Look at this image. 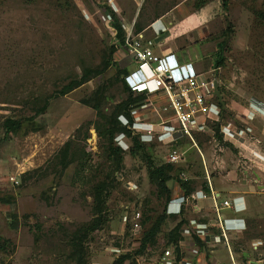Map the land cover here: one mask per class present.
<instances>
[{
    "label": "rangeland",
    "instance_id": "rangeland-1",
    "mask_svg": "<svg viewBox=\"0 0 264 264\" xmlns=\"http://www.w3.org/2000/svg\"><path fill=\"white\" fill-rule=\"evenodd\" d=\"M182 1L142 0L139 22ZM205 2L217 5L218 11L195 31L199 36L191 35L195 44L188 41L191 47L185 54L198 57L200 71L219 84L227 106L220 129L227 133L234 129L241 138L233 144L230 133L224 136L220 132V142L211 125L210 131L196 133L193 141L184 138L165 143L143 130L154 121L147 119L137 103L129 107L135 115L131 134H116L115 146L122 151L117 161L105 153L104 140L94 127L97 111L89 103L102 87L107 90L102 106L107 115L128 99L122 82L113 78L118 71L130 69V57L125 41L120 42L111 25L109 9L124 28L125 22L134 24L130 20L135 1L0 0V264H76L70 242L75 231L94 218L92 189L103 180L111 183L108 222L87 241L86 264H113L126 255L129 258L124 264H163L164 251L175 249L169 244L171 231L182 221L185 225L194 222V227L203 217L194 213L195 202L185 196L176 177L167 183L170 198L158 196L146 162L131 155L134 136L156 165L174 164L180 178L192 181L194 192L203 188L208 174L220 175L233 167L254 186H236L246 201L234 200V209L222 211L234 260L221 241L213 263L206 258L191 262L194 249L183 254L188 263L264 264V188H258L264 186V0H227L226 8L222 0H188L185 5L194 11ZM224 41V64L215 68V54ZM113 47L116 51L110 58ZM109 59L111 65L102 75L65 96L58 95L85 68L99 69ZM46 99V112L37 115V107ZM117 119L127 124L122 112ZM72 140L90 154L84 172L76 162L65 171L58 164L56 155ZM174 151L182 159L170 163ZM12 172L18 174L19 185H11ZM259 174L262 183L256 180ZM234 197L223 195L218 202ZM137 214L138 230L134 226ZM162 215L166 220L155 242L136 254L145 232ZM213 219L212 223L217 222L216 213ZM239 228L244 229L240 236L235 232ZM175 262L173 256L169 264Z\"/></svg>",
    "mask_w": 264,
    "mask_h": 264
},
{
    "label": "built area",
    "instance_id": "built-area-1",
    "mask_svg": "<svg viewBox=\"0 0 264 264\" xmlns=\"http://www.w3.org/2000/svg\"><path fill=\"white\" fill-rule=\"evenodd\" d=\"M124 29L130 69L123 80L134 96L141 95L146 98L139 107L148 114L147 119H153L154 122L150 120L152 123L145 124L146 127L143 129L145 132L152 137H159L165 143L184 138L193 141L196 133H206L211 130V125L221 122L226 109L215 95L216 80L212 75L200 72L191 61H180L174 52L164 55L156 53L153 40L143 32H137L134 24L130 26L124 24ZM156 96L163 98L154 101L153 97ZM135 125L136 130L140 131L136 122ZM228 131L232 136L229 138L230 142L235 144L237 139L241 138L240 132L234 129ZM220 132L224 136L228 135L222 128ZM181 159L182 156L174 151L170 155L169 162L175 163ZM17 175L16 172L10 174L9 181L12 186L19 185ZM211 197L214 200L212 208L217 215V222L211 223L207 228L217 227L221 239L227 245L230 259L234 260L229 234L226 233L225 217L222 215V211L233 208L232 203L229 200L218 202L219 196L215 193ZM138 220L140 214L136 216L134 225L136 230L140 227ZM195 228L196 226H186L183 229L180 242L181 254L185 255L192 249L191 246L194 245L197 235ZM173 256L176 258L172 250L166 249L162 263L169 264ZM185 258L186 256L179 261L176 260L174 264H190Z\"/></svg>",
    "mask_w": 264,
    "mask_h": 264
},
{
    "label": "trees",
    "instance_id": "trees-1",
    "mask_svg": "<svg viewBox=\"0 0 264 264\" xmlns=\"http://www.w3.org/2000/svg\"><path fill=\"white\" fill-rule=\"evenodd\" d=\"M222 6L224 8L227 7V0H222ZM109 12L111 13V25L117 32V37L120 40L121 43L124 44L125 41V31L122 27L121 21L117 17L116 13L109 9ZM135 30L137 32L141 31V28L135 24ZM226 44V41L219 44V50L215 54V68H219L223 66L225 56H224V45ZM115 48L113 47L111 49L109 57L111 58L112 55L115 53ZM111 65V59L108 61H104V64L99 69H88L85 68L84 72L81 74L80 77L72 79L68 84H66L59 92V96H65L75 89L85 85L86 83L90 82L94 77L102 75L104 72H106ZM128 74V70H120L117 72L116 76L113 78L115 82H122L123 89L128 93V99L126 101H123L118 106H116L113 113L110 115H107L103 109L102 106L107 101L106 97V89L104 87L99 88L96 90V93L94 95V100L90 101V106L93 107L97 111L98 120L94 123V127L98 132V135L104 140V146H105V153L108 158L110 159H117V156H120L122 153L121 149L115 146V137L116 134L119 132H127L128 134H131L130 126L133 124L135 120V115H132L130 113V106L135 104H140V106L145 101L144 96H134L133 93L128 89V87L125 84V81L122 78V75ZM52 98V97H50ZM49 104V99H46L44 102V105L38 106L36 110V114H43L46 112ZM118 112H122V114L127 119V124L123 125L118 119L117 114ZM225 115V112L223 114V117ZM215 131H216V139L220 142H223V136L220 133V123H216L213 125ZM81 127L78 129L80 130ZM80 132V131H79ZM88 138V135L85 137V140ZM134 142V149L131 151V155L133 157L140 156L145 162L146 167L148 171V177L151 183L156 184L158 189V196L165 197L166 200L170 198V191L167 183L174 179L176 177L178 179V182L181 185V188L185 191V196L189 197L192 196L194 191L191 189L190 184L192 181L190 180H183L180 178V176L177 174V167L174 164H165V165H156L150 158L145 145L139 140L138 137H133ZM227 146L229 144H226ZM57 161L59 166L61 167L62 171H65L71 164L76 162L78 165V168L81 171H85L86 167L88 166V159L90 158V154L87 153L84 149H78L74 143V141H68L65 143V145L61 148L59 153L56 155ZM174 173L176 176H174ZM111 189V183L107 182V180H103L98 182L92 189V197L94 199V207H93V213L94 218L87 224L81 225L73 234V237L71 239L70 245L72 247V259L76 262V264H86V257L88 253L87 249V241L91 237V235L100 230L102 227L105 226V224L108 222L107 219V203L108 198L110 194ZM203 190L205 192L209 191V188H207V185L203 187ZM150 218L147 219L149 221ZM166 220V216L162 215L159 217L155 223L151 226L149 230L145 232V235L142 239L141 247L137 251L136 254H142L149 244L154 243L156 240L157 235L160 233L161 226ZM146 221V222H147ZM145 222V221H144ZM205 222V221H203ZM185 221L180 222L170 233L169 237V244H172V247H174V253L176 256V260L179 261L181 258H183V254H181V248H180V242L182 240V234L181 229ZM197 240V241H196ZM195 242L201 246L202 250H205L204 245L201 243L197 235L195 236ZM207 258L209 257V253L207 254ZM129 258V255L119 257L114 261L113 264H124L127 259ZM210 264V263H209Z\"/></svg>",
    "mask_w": 264,
    "mask_h": 264
},
{
    "label": "crops",
    "instance_id": "crops-1",
    "mask_svg": "<svg viewBox=\"0 0 264 264\" xmlns=\"http://www.w3.org/2000/svg\"><path fill=\"white\" fill-rule=\"evenodd\" d=\"M134 1L136 3V7L130 21H132L134 24L137 23V25L141 28L140 32H143L146 36L153 40L154 51L160 55L174 52L180 59V61H191L200 71L199 67L201 66L202 62L198 57V59H194L189 55L187 56V53L185 54V51L191 47V45L188 44V41H191V44H195V40H193V37L196 34L197 36H199V33L195 31L207 25L208 20L211 18L214 11H218V6H213L211 2H205L194 11H188L187 6L185 5L188 0H183L179 3L176 2L174 6L166 9L164 12L155 13V15H153L151 19H148V17L146 16L144 23H140L139 21L142 20V10L139 12V14L138 11L140 9L142 0ZM147 19L148 21H146ZM125 26L130 25L125 22ZM159 37H161L160 41H155V38ZM203 38L201 39L204 40ZM197 41H200V39ZM199 152L201 153L200 150ZM202 157H204L203 153ZM243 173L247 177L248 171L245 170ZM207 176L208 177L206 179L208 181H205L203 183V187L207 185L209 191L205 192L203 188L198 187L192 196L187 197L190 201L193 200V202H195L194 213L203 217V219L197 221L195 230L197 231V237L205 248V250H202L201 246L196 242L194 243V245L192 244L191 248L196 251V254L192 255L193 257L191 258V262H194L199 258L200 260L201 258H206L213 263V261L211 260L213 253L216 252L217 247H219L221 241H223L222 239H220V232L217 227H212L213 229L207 228V226H211V221L214 220L213 217L215 215V211L212 208L214 206V200L211 197L212 194L215 193L217 196H219V198H222L223 195L235 196L233 200H229L228 198H225L224 200H229L231 203L234 202V200L241 202L242 200L246 201V197L240 195V191L236 189V186L241 187V185H248L249 188L254 187L253 185H251V180H249V178L241 177L240 170L235 167L230 168L229 170L226 169L220 175L214 174V176H211L208 174ZM256 180L258 181V183H262V176L260 177V174L256 175ZM258 188H264V186H258ZM224 217L226 218V216ZM213 223L216 224L215 221ZM193 224L194 222L187 225L193 226ZM187 225H185V227ZM185 227H183L182 229H184ZM236 231L244 232V229L239 228L238 230H235V232ZM240 234L241 233H239L238 235L240 236ZM208 253L210 258H207ZM201 255H205L204 258L201 257ZM187 259L188 257L186 256L185 260L187 261Z\"/></svg>",
    "mask_w": 264,
    "mask_h": 264
},
{
    "label": "water",
    "instance_id": "water-1",
    "mask_svg": "<svg viewBox=\"0 0 264 264\" xmlns=\"http://www.w3.org/2000/svg\"><path fill=\"white\" fill-rule=\"evenodd\" d=\"M215 95L217 96V98H218L220 104L223 106V108L226 109V104H225V102L223 100V96L219 90V84L217 81L215 82Z\"/></svg>",
    "mask_w": 264,
    "mask_h": 264
},
{
    "label": "clouds",
    "instance_id": "clouds-1",
    "mask_svg": "<svg viewBox=\"0 0 264 264\" xmlns=\"http://www.w3.org/2000/svg\"><path fill=\"white\" fill-rule=\"evenodd\" d=\"M220 232V231H219ZM237 232V231H236ZM181 234H182V232H181Z\"/></svg>",
    "mask_w": 264,
    "mask_h": 264
}]
</instances>
